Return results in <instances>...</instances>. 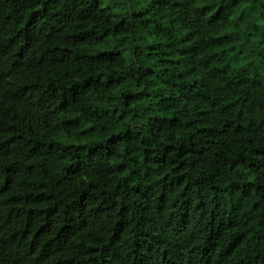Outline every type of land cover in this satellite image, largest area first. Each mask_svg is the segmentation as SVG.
Returning <instances> with one entry per match:
<instances>
[{
	"label": "clouds",
	"instance_id": "clouds-1",
	"mask_svg": "<svg viewBox=\"0 0 264 264\" xmlns=\"http://www.w3.org/2000/svg\"><path fill=\"white\" fill-rule=\"evenodd\" d=\"M172 4L158 36L153 0H0V264H264V0Z\"/></svg>",
	"mask_w": 264,
	"mask_h": 264
},
{
	"label": "trees",
	"instance_id": "trees-1",
	"mask_svg": "<svg viewBox=\"0 0 264 264\" xmlns=\"http://www.w3.org/2000/svg\"><path fill=\"white\" fill-rule=\"evenodd\" d=\"M203 7L200 11L205 13H211L213 16L218 15L215 11V5L213 4V0H202ZM178 7L177 4H172V0H153V6L156 8V13L161 15L160 22H156V29L153 31L159 36L161 32H165L166 26L169 22L175 24V20H171L168 17V12L170 10L169 6ZM95 7V6H94ZM121 11L117 9L114 11V17H119L121 15ZM141 13H133V16H139ZM81 19H87V17H80ZM125 21H120L119 24L115 25V32L119 34V32L126 31L123 28ZM145 28L149 27V23L145 22ZM165 34H167L165 32ZM88 35H94L89 33H81L80 37H87ZM107 35V33H105ZM151 35V33H150ZM191 35V33H189ZM250 35V34H249ZM144 37H141V40H144ZM264 43V41H262ZM206 46V50L209 53V63L215 61L216 64L220 65L219 67H215L213 72L210 74L213 79L219 78L223 88L228 89L231 88L232 85H235L237 88L240 87L241 84H244L248 79L247 73L252 69L255 61H251V46L250 40H245L243 43L237 39V34L231 32L228 28H217L214 33L212 39L204 41ZM146 47V60L152 61L155 59H159V64L165 63H179V61H167L165 57L171 55V53L161 51L165 47L164 44L158 43H147ZM170 47V45H168ZM184 53L181 52V55ZM118 55V53H117ZM261 57H264V53H260ZM219 58V59H217ZM207 66V64L205 65ZM155 68L147 69L148 74L155 73ZM169 69L165 68L164 73H167ZM183 75V73H181ZM259 75V73H257ZM167 83V81H163ZM236 187H239L236 185ZM247 186L245 189V193L247 194L248 190Z\"/></svg>",
	"mask_w": 264,
	"mask_h": 264
}]
</instances>
